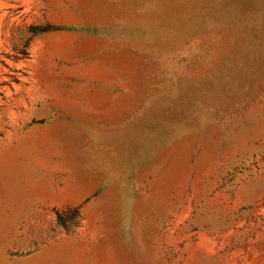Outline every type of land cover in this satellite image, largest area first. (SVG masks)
I'll return each instance as SVG.
<instances>
[{"label":"rangeland","instance_id":"374dc122","mask_svg":"<svg viewBox=\"0 0 264 264\" xmlns=\"http://www.w3.org/2000/svg\"><path fill=\"white\" fill-rule=\"evenodd\" d=\"M0 264H264V0H0Z\"/></svg>","mask_w":264,"mask_h":264},{"label":"trees","instance_id":"16d2710c","mask_svg":"<svg viewBox=\"0 0 264 264\" xmlns=\"http://www.w3.org/2000/svg\"><path fill=\"white\" fill-rule=\"evenodd\" d=\"M59 29H61V27H59V26L33 27L31 29L32 35H31L30 39L33 38L34 36L40 34V33L47 32L50 30H59ZM15 81L19 82V79L15 78ZM59 217H61V216L59 215Z\"/></svg>","mask_w":264,"mask_h":264}]
</instances>
